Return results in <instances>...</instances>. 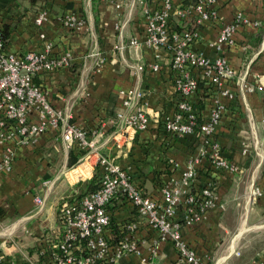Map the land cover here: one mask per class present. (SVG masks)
Wrapping results in <instances>:
<instances>
[{
	"label": "crops",
	"instance_id": "1",
	"mask_svg": "<svg viewBox=\"0 0 264 264\" xmlns=\"http://www.w3.org/2000/svg\"><path fill=\"white\" fill-rule=\"evenodd\" d=\"M116 3H120L119 8ZM159 3L0 0V23L13 27L6 51L21 56L30 50H42L40 33H44L52 42L53 54H73L69 68L36 75L35 81L53 106L72 109L73 122L83 127L93 142L92 149L75 143L73 157L77 159L71 166L68 159L73 145L67 147L55 132H46L33 144L8 143L14 158L10 169L0 170V264H44L40 250L59 230L60 203L85 194L79 195L76 184L92 177L99 154L112 159L146 193L160 199L155 183L177 176L197 151L199 139L169 133L163 125L165 117L175 113L180 98L173 83L170 56L163 49L152 50L142 43V9L156 8ZM213 7L217 18L198 29L199 37L190 46L211 58L215 51L209 43L218 36L222 23L232 21L236 12L252 20L264 18V0H215ZM42 8L47 10V18L37 26L34 19ZM69 15L81 22L66 27L63 19ZM172 25L181 29L175 17ZM131 39L139 44L130 45ZM224 55L237 75H244L248 82H256L258 76L263 88L244 92L234 81L225 84L235 94L238 111L223 116L215 136L225 157L237 165V172L220 171L210 181L204 175L200 180L197 177L196 182L212 183L222 207L207 210L193 224L183 221L181 210L176 218L182 240L205 264H264V194L253 195L256 187H264V28L241 26ZM149 63H158L159 69L134 68ZM133 88L143 92L138 104L150 118L144 130L126 127L115 116L132 110L124 100ZM189 100L199 104L203 116L207 115L211 103L201 88ZM222 101L226 106L231 102L227 98ZM83 149L85 152L78 154ZM3 150L0 143V155ZM36 195L43 199L42 205L34 201ZM109 212L114 223L137 222L131 236L138 252L126 253L114 264H139L142 257L150 264H189L180 258L171 241L158 240L157 232L139 220L130 202L117 196ZM152 248L155 253H151Z\"/></svg>",
	"mask_w": 264,
	"mask_h": 264
},
{
	"label": "built area",
	"instance_id": "2",
	"mask_svg": "<svg viewBox=\"0 0 264 264\" xmlns=\"http://www.w3.org/2000/svg\"><path fill=\"white\" fill-rule=\"evenodd\" d=\"M144 3L145 0H135ZM215 0H160L158 7H144V39L142 43L149 49H163L170 56V68L174 72V87L179 95L173 116L163 121L166 131L180 136L199 135L197 151L187 160L184 169L177 176H170L160 191V199L150 197L132 177L118 167L107 156L98 155L96 167L100 169L99 186L72 200H63L58 209L59 230L54 239L40 250L44 264H114L126 253H137L138 247L131 236L137 222L127 224V234L119 242L112 244L106 236L110 223L109 205L117 196L123 195L133 206L139 220L157 232L159 241H171L181 259L189 264H205L181 238L180 223L176 215L181 210L183 221L193 224L202 219L204 213L215 207H222L211 182L201 188L202 201L196 199L192 189L197 181V166L204 159L227 173L237 172V165L229 161L216 139L215 131L226 105L223 98L234 99L235 94L227 87L234 81L244 92L262 89L258 82H248L229 64L224 49L235 42V34L241 26L264 28L262 20H252L238 11L230 22H223L218 36L209 46L215 51L213 58L201 51L191 49L198 39V29L208 20L217 18L213 7ZM117 8L120 3H116ZM174 17L181 23V29L172 25ZM47 18V10L40 9L34 22L41 26ZM81 22L77 17L66 16L63 24L72 28ZM116 27H122L117 25ZM42 50H30L16 55L5 50L0 37V143L4 150L0 155V170L10 169L14 151L8 143L16 145L33 144L46 132H55L67 147L78 143L82 148L92 149L93 142L87 131L73 122L74 113L69 107L60 109L51 104L46 91L35 81V76L67 69L74 57L71 52L53 54L52 42L40 33ZM130 45H138L136 39ZM246 48V45L243 46ZM149 68L158 70V63L136 64L137 71ZM200 79H208L216 87L211 107L202 121L198 120L189 97L195 93ZM226 84V85H225ZM143 92L131 89L124 105L128 112H117L116 118L126 127L134 130L147 128L150 118L138 102ZM246 148H244V152ZM264 194V187H256L253 195ZM34 201L43 204L36 195ZM156 248V247H155ZM155 253V249H151ZM139 264H150L141 258Z\"/></svg>",
	"mask_w": 264,
	"mask_h": 264
},
{
	"label": "trees",
	"instance_id": "3",
	"mask_svg": "<svg viewBox=\"0 0 264 264\" xmlns=\"http://www.w3.org/2000/svg\"><path fill=\"white\" fill-rule=\"evenodd\" d=\"M44 2L46 0H43ZM13 30V27L10 24H7L5 22H1L0 23V37L4 43V48L7 45L8 39L11 35V32ZM6 49V48H5ZM201 88L202 89V95L204 97H207L209 99V104L212 103L211 99L212 97L215 95L216 93V87L213 85L212 82H210L208 79H200L199 81V86L198 89ZM193 105V108L195 110V112L198 115V120L202 121L203 119V110L202 107H200V105L196 104L195 102H191ZM238 111V105L236 103L235 100H231L230 105L225 107V110L223 111L220 121L222 120L223 116L227 115L229 112L231 114V116L234 115L235 112ZM233 118V117H232ZM190 136H194L195 139H199V135L193 134ZM77 144V143H76ZM75 143L73 144V146L70 149V153H69V159H68V165H73L76 162L77 157H73V151L75 148ZM85 152V149L80 150L78 154H83ZM221 172H223L220 169L215 168L212 164L210 159H204L202 161V163L200 165L197 166V177L200 180V178L204 175L206 176L209 181L212 179H216L217 175ZM100 169L98 167L95 168L93 175L90 179L86 180V181H80L77 183V187L79 189V195L81 193H88L91 192L93 190H95L98 186H99V182H100ZM167 180H163V179H159L155 184V188L157 189L158 194H160L161 188L163 187V185L166 183ZM204 184H202L201 182H195L192 186V189L196 195V199L198 201H202V196H201V188L203 187ZM83 195V194H82ZM81 196V195H80ZM78 196V197H80ZM120 197L122 199H125V201L129 202L127 200V198L123 195H120ZM151 198H153V195H150ZM155 199V198H153ZM158 200V199H155ZM110 215V223L108 225L107 231H106V236L109 239V241L112 244H115L117 242H119L120 240H122L126 234H127V224H129L130 222L125 221V222H121V223H114L112 221L111 218V213L109 212Z\"/></svg>",
	"mask_w": 264,
	"mask_h": 264
},
{
	"label": "rangeland",
	"instance_id": "4",
	"mask_svg": "<svg viewBox=\"0 0 264 264\" xmlns=\"http://www.w3.org/2000/svg\"><path fill=\"white\" fill-rule=\"evenodd\" d=\"M77 185V184H76Z\"/></svg>",
	"mask_w": 264,
	"mask_h": 264
}]
</instances>
